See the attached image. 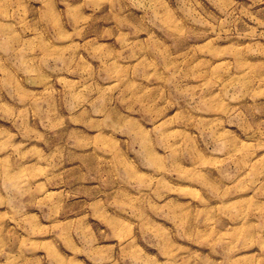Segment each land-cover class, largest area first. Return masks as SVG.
Instances as JSON below:
<instances>
[{
    "label": "clouds",
    "instance_id": "clouds-1",
    "mask_svg": "<svg viewBox=\"0 0 264 264\" xmlns=\"http://www.w3.org/2000/svg\"><path fill=\"white\" fill-rule=\"evenodd\" d=\"M0 264H264V0H0Z\"/></svg>",
    "mask_w": 264,
    "mask_h": 264
}]
</instances>
